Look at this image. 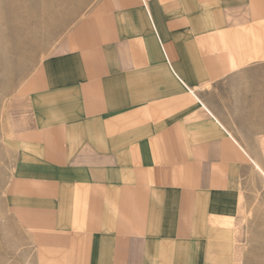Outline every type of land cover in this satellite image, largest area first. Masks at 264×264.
<instances>
[{"label": "crops", "instance_id": "obj_1", "mask_svg": "<svg viewBox=\"0 0 264 264\" xmlns=\"http://www.w3.org/2000/svg\"><path fill=\"white\" fill-rule=\"evenodd\" d=\"M11 99L0 264H233L264 207V0H95Z\"/></svg>", "mask_w": 264, "mask_h": 264}, {"label": "rangeland", "instance_id": "obj_2", "mask_svg": "<svg viewBox=\"0 0 264 264\" xmlns=\"http://www.w3.org/2000/svg\"><path fill=\"white\" fill-rule=\"evenodd\" d=\"M94 1L0 0V184L16 120L26 119L17 114L24 105L12 101L14 90L40 61L57 52L67 28ZM250 189V200L264 201V187ZM238 236L233 264H264V207L249 209Z\"/></svg>", "mask_w": 264, "mask_h": 264}]
</instances>
